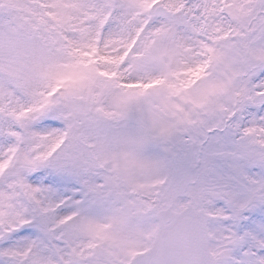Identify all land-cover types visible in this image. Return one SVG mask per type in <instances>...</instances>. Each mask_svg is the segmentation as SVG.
<instances>
[{"label": "snow or ice", "instance_id": "1", "mask_svg": "<svg viewBox=\"0 0 264 264\" xmlns=\"http://www.w3.org/2000/svg\"><path fill=\"white\" fill-rule=\"evenodd\" d=\"M0 264H264V0H0Z\"/></svg>", "mask_w": 264, "mask_h": 264}]
</instances>
